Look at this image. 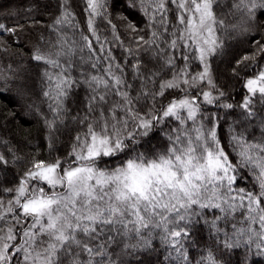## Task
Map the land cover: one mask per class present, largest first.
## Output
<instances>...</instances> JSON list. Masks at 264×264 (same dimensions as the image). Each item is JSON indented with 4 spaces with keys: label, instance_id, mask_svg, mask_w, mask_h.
Listing matches in <instances>:
<instances>
[{
    "label": "snow or ice",
    "instance_id": "obj_1",
    "mask_svg": "<svg viewBox=\"0 0 264 264\" xmlns=\"http://www.w3.org/2000/svg\"><path fill=\"white\" fill-rule=\"evenodd\" d=\"M85 4L87 31L99 47L83 32L77 41L72 0H59L49 26L56 41L31 55L43 65L48 114L28 107L41 117L49 158L8 148L11 163L25 167L16 184L0 187L7 194L0 195V264H128L154 240L174 250L175 264H192L196 225L223 249L251 252L254 245L264 255V0H131L148 33L122 17L134 37L124 47L112 24L127 54L120 60L95 26L107 17L108 0ZM17 30L0 23V31ZM240 37H251V51L235 61L233 75L258 71L244 78L246 94L234 106L219 103L225 92L213 63ZM17 79L26 95L24 77L0 74ZM203 105L239 107L241 118L225 131L228 112L222 120ZM65 132L68 150L53 155ZM157 132L162 141L153 144ZM9 164L0 152V170ZM248 180L251 188L240 186ZM196 264L220 262L209 250Z\"/></svg>",
    "mask_w": 264,
    "mask_h": 264
},
{
    "label": "trees",
    "instance_id": "obj_2",
    "mask_svg": "<svg viewBox=\"0 0 264 264\" xmlns=\"http://www.w3.org/2000/svg\"><path fill=\"white\" fill-rule=\"evenodd\" d=\"M118 3L119 5L123 3L122 8L125 7L123 8L125 13H132V17L129 15L132 20L139 17V23L142 21L138 8L131 6V0H118ZM60 11L59 0H0V23L5 24L8 28L18 29L15 34L0 31V41L4 42L0 44V74L24 77L23 82L27 85V94L20 95L17 87L21 83L19 79L7 80L6 82L0 80V141H8L7 145L0 143V152L4 153L10 161L4 170H0V187H11L16 184L18 175L22 174L25 167L23 161H18L15 165L11 163L12 156L8 151L9 147L25 158L37 153H39L38 158H49L46 147V131L41 117L28 107L29 104H37L45 115L48 114L40 87V72L43 65L33 61L31 55L36 46L44 48L49 40L56 41L58 32L53 31L49 26L53 24ZM72 12L75 16L73 23L78 25L77 41L80 42V32L93 39L87 31V16L83 0H72ZM118 19L116 12L112 14L107 11V17L98 20L97 30L102 29L104 37L113 42L115 45L114 54L120 60L127 54L119 47V42L113 39L112 24L116 26V33L123 41L124 47L134 46L132 43L134 37L127 31V24ZM108 20H111V24L108 23ZM147 33L148 29L145 28V32L139 34L145 35L147 38ZM71 34L69 32V35ZM250 39L251 37H240L229 41L225 55L217 58L214 62L213 74L217 85L221 91L225 92V96L221 98L219 103L239 105L246 94V90L243 88L244 78L252 76L258 71V69L249 68L246 72L241 71L239 77L232 73L235 61L243 54L251 51L248 43ZM85 55H87V50H85ZM263 63L264 60H261L262 67ZM222 66H224V70H222ZM128 71L130 72V69ZM83 94L84 91L81 89L76 97L77 102L80 101ZM203 107L209 113H216L222 120L228 112L227 121L223 123L225 131L229 123L241 118L242 110L239 107H234L232 110H225L215 105H203ZM259 134L257 130L256 135L259 136ZM70 138V134L67 132L61 135L56 145L58 152L53 155L63 156L68 150ZM151 139L153 144L162 141L158 132ZM245 184L249 188L252 187L251 180L241 182L240 186H245ZM0 195H5L7 198V194L0 193ZM192 241L194 242L193 245L188 247L189 259L192 264H196L203 256H206L209 250L213 252L220 264H241L245 255H247V260L244 261V264H264V255H257V249L254 245L251 252L248 251L247 246L231 251L223 249L214 243L213 235L201 225H196L192 229ZM218 248L219 250H217ZM170 251H172V256H169ZM174 257V250L161 245L159 240H154L151 250L137 252L130 256L128 264H175Z\"/></svg>",
    "mask_w": 264,
    "mask_h": 264
},
{
    "label": "rangeland",
    "instance_id": "obj_3",
    "mask_svg": "<svg viewBox=\"0 0 264 264\" xmlns=\"http://www.w3.org/2000/svg\"><path fill=\"white\" fill-rule=\"evenodd\" d=\"M83 3H84V6H85V8H86V4H85V0H83ZM122 6H123V3H122V5H119V3H118V0H115V1H113V0H108V6H107V11H110L112 14L114 13V12H116L117 13V16H118V18L120 19V21L121 22H123L124 24H127V21H125L124 19H122V17H127V20L128 21H131V22H133V23H135V24H137V26L139 27V28H142V29H144V31H142V32H145V25H144V23L141 21L140 23H139V17H138V14L136 15L137 17H138V19L135 17V20H132L131 19V17H132V13L131 14H127V13H125L124 12V9L123 8H125V7H123L122 8ZM129 15H131V17H129ZM86 16H87V18H86V23H87V19H88V14H87V12H86ZM139 16H141V15H139ZM142 18V17H141ZM101 18H96V20H95V26H96V28H97V26H98V20H100ZM118 19V20H119ZM143 19V18H142ZM87 27V26H86ZM142 32H140L141 34H142ZM98 34L100 35V37H101V40L103 41L104 40V33H103V31H102V29H100V30H98ZM90 35H91V33H90ZM92 37V36H91ZM93 38V41H95V39H94V37H92ZM94 46L95 47H99V45H97V44H95V42H94ZM225 55V54H224ZM223 55V56H224ZM222 57V56H221ZM217 59V58H216ZM215 59V60H216ZM118 60V59H117ZM215 60H214V62H215ZM224 61H226V60H224ZM213 66H214V63H213ZM223 67V69L222 70H224V66H222ZM263 67H264V63H263ZM213 73H214V68H213ZM203 88H204V90H208L207 89V87H205V86H202ZM215 94V93H214ZM84 95V94H83ZM201 101H202V98H201ZM111 166V165H110ZM1 176V175H0ZM129 258H130V256L128 257V260H129Z\"/></svg>",
    "mask_w": 264,
    "mask_h": 264
}]
</instances>
